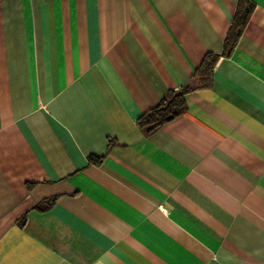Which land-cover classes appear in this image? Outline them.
<instances>
[{"label":"crops","instance_id":"0c3cea01","mask_svg":"<svg viewBox=\"0 0 264 264\" xmlns=\"http://www.w3.org/2000/svg\"><path fill=\"white\" fill-rule=\"evenodd\" d=\"M250 2L223 54L238 0H0V264H264ZM206 54L209 84L140 127Z\"/></svg>","mask_w":264,"mask_h":264},{"label":"trees","instance_id":"16d2710c","mask_svg":"<svg viewBox=\"0 0 264 264\" xmlns=\"http://www.w3.org/2000/svg\"><path fill=\"white\" fill-rule=\"evenodd\" d=\"M252 7L250 0H238L235 15L224 38L223 54H229L236 46L238 38L249 19ZM216 59L217 55L206 54L198 71L194 73L192 79L181 86L178 90L171 91L158 105L142 114L138 118L139 126L151 130L180 114L184 110L185 95L197 87V84L195 83L197 78H201L200 80L202 84H209L210 73Z\"/></svg>","mask_w":264,"mask_h":264}]
</instances>
